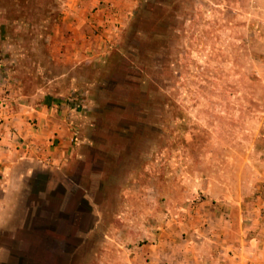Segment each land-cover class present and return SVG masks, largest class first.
<instances>
[{
	"label": "rangeland",
	"instance_id": "374dc122",
	"mask_svg": "<svg viewBox=\"0 0 264 264\" xmlns=\"http://www.w3.org/2000/svg\"><path fill=\"white\" fill-rule=\"evenodd\" d=\"M64 1L0 0L2 89L58 102L75 148L8 264H124L264 192V0H103L78 32Z\"/></svg>",
	"mask_w": 264,
	"mask_h": 264
},
{
	"label": "crops",
	"instance_id": "0c3cea01",
	"mask_svg": "<svg viewBox=\"0 0 264 264\" xmlns=\"http://www.w3.org/2000/svg\"><path fill=\"white\" fill-rule=\"evenodd\" d=\"M102 1H97L100 7L93 11L88 9V4L77 0L64 1L61 6L66 18L73 19V30L78 32L86 19L97 24L107 22L106 4L101 8ZM108 1L118 6L116 0ZM245 20L247 29L254 31V19ZM3 82L0 76V264H8L14 261L11 246L18 244V231L32 217L27 200L38 197L32 188L35 173L47 175L39 194L56 187L61 189V184L52 181L49 175L66 172L75 148L71 144L69 118L65 111L57 110L58 102L53 100L49 106L44 103L18 110L17 102L5 94L8 88L2 89ZM207 210L203 230L194 223L193 230H187L183 240L170 238L149 243L144 245V256L136 259L128 255L123 263L264 264V192L254 194L252 201L238 205L236 211L226 205L211 204Z\"/></svg>",
	"mask_w": 264,
	"mask_h": 264
},
{
	"label": "trees",
	"instance_id": "16d2710c",
	"mask_svg": "<svg viewBox=\"0 0 264 264\" xmlns=\"http://www.w3.org/2000/svg\"><path fill=\"white\" fill-rule=\"evenodd\" d=\"M81 204L84 205V206L86 207V211H88V210H87V208H88L87 205H88V204H87L84 200H82V199H81Z\"/></svg>",
	"mask_w": 264,
	"mask_h": 264
},
{
	"label": "built area",
	"instance_id": "2783aa9c",
	"mask_svg": "<svg viewBox=\"0 0 264 264\" xmlns=\"http://www.w3.org/2000/svg\"><path fill=\"white\" fill-rule=\"evenodd\" d=\"M23 142H24V141H23ZM23 142H22V143H23ZM27 144H28L27 142H24V144H23V145H24V146H27Z\"/></svg>",
	"mask_w": 264,
	"mask_h": 264
}]
</instances>
